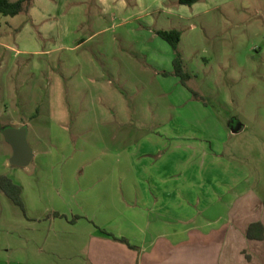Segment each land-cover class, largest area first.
I'll return each instance as SVG.
<instances>
[{"label": "rangeland", "instance_id": "rangeland-1", "mask_svg": "<svg viewBox=\"0 0 264 264\" xmlns=\"http://www.w3.org/2000/svg\"><path fill=\"white\" fill-rule=\"evenodd\" d=\"M123 1L112 20L96 15L93 0H33L26 12L0 15V174L22 184L28 204L52 171L126 168L129 142L169 132L163 125L171 119L178 136L208 146L214 160L200 175L190 178L184 166L176 177L190 192L185 217L202 216L206 179L225 200L247 187L264 196V0L164 3L172 14L153 11L150 26L145 18L125 21L132 2ZM173 26L186 85L174 74V55L151 60L166 43L157 28ZM6 128L26 129L27 167L9 164ZM191 163L198 173L200 158ZM104 177L103 185L119 179Z\"/></svg>", "mask_w": 264, "mask_h": 264}, {"label": "crops", "instance_id": "crops-1", "mask_svg": "<svg viewBox=\"0 0 264 264\" xmlns=\"http://www.w3.org/2000/svg\"><path fill=\"white\" fill-rule=\"evenodd\" d=\"M93 1L96 15L111 20L124 11L123 0ZM127 1L132 8L127 9L125 21L145 18L148 26L153 24V11L172 14V7L164 3L185 6L177 0H154L152 6L146 0ZM112 2L118 4L114 14L108 8ZM166 43H162L161 54L151 57L153 63L172 60ZM175 124L170 119L163 125L169 132L129 142L124 169L52 171L53 178L46 179L39 190L40 198L28 204L23 201L25 213L13 209L0 194V264H264L263 195L247 187L225 200L208 189L206 179L203 186L209 192L200 200L205 202L202 216L185 217L189 214L182 199L189 201L190 192L176 177L184 166L190 178L200 175L209 170L203 168L206 161L213 165L214 160L208 146L178 136ZM198 158L197 173L191 161ZM109 172L119 179L103 185ZM12 181L21 187L24 200L22 184ZM233 181L244 183L239 177ZM187 185L193 189L188 179ZM33 193L37 197V190ZM252 223L262 225V239L247 237ZM101 230L126 239L134 249Z\"/></svg>", "mask_w": 264, "mask_h": 264}, {"label": "trees", "instance_id": "trees-1", "mask_svg": "<svg viewBox=\"0 0 264 264\" xmlns=\"http://www.w3.org/2000/svg\"><path fill=\"white\" fill-rule=\"evenodd\" d=\"M33 0H0V15L4 17H14L21 12H26L30 7ZM200 0H177L178 4L185 6H192L193 4L199 2ZM156 35L160 37L162 40L167 42L173 51L174 58L172 60L174 74L181 78V82L183 85H186V80L189 78L188 75L184 72L183 64L181 60L180 53L178 51V44L180 42L181 33L178 30H157ZM191 93L193 97H197L198 93L193 91ZM22 189L19 185L14 183L10 177L4 174H0V194L6 196L9 201L16 207H18L23 213L25 212V207L23 203V199L21 196ZM264 206V200H263ZM58 215V214H54ZM76 218V217H75ZM101 233L109 236L114 241H119L126 244L129 248L134 247L130 245V243L124 238H117L114 235L107 233L104 230H101ZM247 237L252 238L255 237L257 239H262L263 237V227L260 223H252L249 225L247 229Z\"/></svg>", "mask_w": 264, "mask_h": 264}, {"label": "water", "instance_id": "water-1", "mask_svg": "<svg viewBox=\"0 0 264 264\" xmlns=\"http://www.w3.org/2000/svg\"><path fill=\"white\" fill-rule=\"evenodd\" d=\"M1 133L12 149L9 164L14 167H27L33 158V153L27 144L26 129L6 128Z\"/></svg>", "mask_w": 264, "mask_h": 264}]
</instances>
